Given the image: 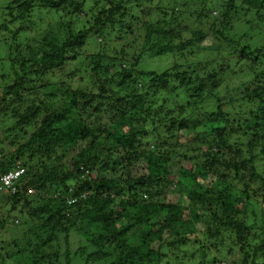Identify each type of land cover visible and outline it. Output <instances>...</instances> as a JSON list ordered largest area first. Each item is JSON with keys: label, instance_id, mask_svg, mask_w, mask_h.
Returning <instances> with one entry per match:
<instances>
[{"label": "trees", "instance_id": "1", "mask_svg": "<svg viewBox=\"0 0 264 264\" xmlns=\"http://www.w3.org/2000/svg\"><path fill=\"white\" fill-rule=\"evenodd\" d=\"M154 1L0 3V35L6 37V31L11 34L8 40L17 42L15 52H8L10 44L0 41V66L7 67L0 74V115L6 118L0 125L14 121L25 131L15 150L0 152V210L9 207L11 219L21 208L25 220L27 216L35 224L23 240L7 242L3 230L16 224L7 227L8 220L0 219V264H215L237 248L241 264H258L260 253L264 254V169L260 170L264 167V44L252 52L243 50V55L254 57L252 73L259 83L247 98H240V109L234 107L233 115L227 112L230 102L211 95L205 99L203 80L186 81L191 73L166 68L160 74L141 68L149 55L185 54L206 39L201 29L185 38L187 28L175 29L179 16L174 5L170 13L151 7ZM236 1H227L223 26L229 27L238 8H245L257 17L248 23L261 27L264 0H241L240 7ZM40 11L64 17L59 19V30L38 42L28 40L21 48L25 41H19L10 27L29 24ZM210 16L211 11L204 9L198 17ZM139 22L144 43L133 56L117 50L123 61L117 62L100 49L90 58L95 76L101 79L109 74V81L115 83L106 89L110 93L104 100L122 99L121 91L137 87L145 93L140 98L132 103L124 99L117 104H81L80 91H72L67 84L61 85L60 92L40 98L36 90L50 92V85L33 83L43 82L41 75L64 69L67 59L79 58L90 37L101 45L107 32L118 27V34L130 33ZM212 30L224 37L214 26ZM158 36L165 42L155 45ZM216 64L213 59L205 66ZM153 95L162 98L157 116L151 112ZM55 99L66 100L55 105ZM200 101L213 102V112L202 111ZM258 101L259 106H254ZM193 108L209 119L206 132L191 114ZM143 113L149 123L146 127L138 126ZM160 123L166 124L165 131H159ZM143 165L146 172L137 175ZM12 172L21 174L5 186L3 178ZM209 176L213 180L207 186ZM173 192L176 200H171ZM70 199L75 204L69 205ZM74 237L80 238L76 250L71 249ZM227 239L233 241L228 246ZM61 244L66 246L63 252ZM199 247L204 249L203 263L191 251L198 252Z\"/></svg>", "mask_w": 264, "mask_h": 264}, {"label": "rangeland", "instance_id": "2", "mask_svg": "<svg viewBox=\"0 0 264 264\" xmlns=\"http://www.w3.org/2000/svg\"><path fill=\"white\" fill-rule=\"evenodd\" d=\"M3 1L5 0H0V3H2ZM227 1L228 0H163L161 2H158V0L154 1V5H150L151 7L157 8L159 6L161 7L159 9L166 10L170 13H172L171 6L174 5L173 8H175V15L179 16V24L175 26V29L179 30L180 28H187L188 31L183 33V36L185 38H190V33L192 31L201 29L204 31L206 39L203 43L198 44L195 48L186 52L185 54H179L175 52L173 54L170 53L167 55H160L162 53H158V56L149 55L144 59L141 68L143 70H154L160 74L165 72L164 70L166 68L177 69L180 74L184 72L191 73V75L186 78V81L192 78L194 80L193 83L197 84L200 80H203V82L205 83V91L207 93L205 99L207 100V97L211 95L212 97L216 98V100L220 99L225 103L230 102L227 103L229 105V109H227V112H231L234 115L235 113L231 110L234 107L240 109V98H247L249 94L253 93L256 90L257 84L259 83V81L254 78V74L252 73V64H254V57L246 54L243 55V50L245 48H248L252 52L260 48L264 44V22L259 23L261 27L256 26V23L254 22L248 23L249 19H257V17L253 15V12L249 13L245 8H238L239 13H237L236 15L234 14L232 16L231 21L229 23V27L225 28L223 26V17L221 15L222 12H224L225 5H227ZM183 2H187L188 4L184 6L182 5ZM142 3L144 4V2ZM236 5L240 7L241 0H237ZM204 9L207 12L210 10L212 16L208 18L198 17L199 15L201 16ZM138 15L140 14L138 13ZM169 15L172 16L171 14ZM55 16L56 14L51 15L47 11H40L38 14H33V17L30 19L31 22L29 24H26L30 27V30L27 29L26 25L20 27V24L11 26L10 30L17 33V39L19 41H25L24 44L22 42V44L20 45V47L22 46L21 48H25L26 42L28 40H35L36 42H38L42 40L47 33L59 30V19L64 17L58 18L56 16V18H54ZM53 18L54 20H52ZM213 26L217 30L222 31L224 33V37L214 32L212 30ZM78 28L82 30L83 25L79 24ZM117 29L118 27L112 32H107L105 41H103V39H99V41H103L101 45L98 42L94 44L93 38L90 37V39L87 40V46H85L79 51V58L76 57L75 59H67L64 69L55 72H50L48 75L45 76L41 75L43 82H38L36 84L33 83V85L38 86L40 83H48L50 85V92L38 88L36 91L38 92L40 98L46 99L47 97L44 96L45 93H57V91L60 92V90L62 89V84L69 85L72 91H80L81 95H79V102H81V104L87 101H91L97 106L99 103H103L104 101H111L113 104H117L124 99H128L130 103H132L135 101V98H140L144 92L143 90H141L142 88L140 89V87H137L133 88V90L130 92L125 90L121 91L120 96H122V99H116L118 97L114 98L115 96H111L114 99L110 100L107 98L104 100V96H109L110 93V89H106H108L115 83L109 81V74L104 75L101 79L95 76L94 65L92 64L90 57L96 52H98L100 49L107 51V54L109 53V55H112V58L114 60L120 62L122 61V56H119V54L116 52L117 50H126L128 57L130 58L131 56H133V54H135L134 52L139 46H141V48L143 46L144 29L142 27V22H139L134 25V28L130 33L123 32L121 34H118ZM3 35H6V37H2L0 35V41L1 39H5L10 44V47L8 46V52H15L17 42L14 43V41L8 40L9 36H11L10 33L4 31ZM36 42L34 43V45L38 44ZM153 42L155 45H157L162 42H165V40L158 36ZM38 49L39 48L37 46H34V50ZM136 52H138V50ZM1 56L2 53L0 52V57ZM213 59L217 62V64L210 65L209 68H207L205 66V63L208 61H212ZM1 63L2 62L0 60V65ZM101 66L103 67L104 64L101 63ZM192 66L195 67L189 68ZM5 71H7V67H5V65L0 66V74L3 75ZM259 71L260 63H258L256 67V72ZM33 75H35V73ZM177 82L181 83L180 78L178 77ZM101 85L106 86L104 91H101ZM55 88H57L58 90H55ZM2 89L3 88H0V90ZM228 93L230 97L226 99ZM83 95H91L92 98L85 99ZM82 97L83 100H81ZM31 98L32 97L30 96L29 101L24 105V107L29 105ZM56 98L59 99L61 97L58 96ZM66 99L61 101H56L55 99L54 102L52 101V103H54L55 105L63 104L61 102L65 101ZM161 100V97H154V95L151 99V102L153 104L151 112L154 113L156 116L158 115V113L156 114V111L159 107V104L161 103ZM248 102L250 101H246V103ZM259 102L261 101H258L254 106L258 107ZM199 103L204 102L200 101ZM249 108L251 107L248 104L246 106V109L249 110ZM201 109L202 111L206 109L207 112H213V109H215V104H213V102L204 103L202 104ZM191 114L194 115L196 121H199L200 128H202L203 131L206 132L209 128V119L203 117L204 112L201 113L199 109L193 108ZM176 116H178L177 113ZM145 118L146 113H143L141 118L142 120L138 121V126L146 127L149 124L143 120ZM5 119V116H2L1 113L0 122H3ZM145 120H147V118ZM158 128L160 132L163 130L165 131L166 124L160 123V126ZM24 132L25 131L23 129H20L19 125H17L14 121H12L11 124H1L0 152L3 151L4 155L12 150H15L17 148L15 142L19 140L20 136L23 135L24 137ZM152 132L153 130L151 131V133ZM23 137L21 138L22 142L24 141ZM178 149L182 151V147ZM180 165L185 167V164ZM144 167H146V165L138 167L136 170V174L140 175L146 172L145 169H143ZM263 169L264 167L260 168V170ZM212 180V177L209 176L205 184L208 186L209 184H211ZM176 198L177 196L173 192L171 195V200H176ZM8 210L9 207H5L0 210V219L8 220L7 227L11 226L12 224L16 225L13 226V229L9 228V231H7L6 229L3 230V240L7 242H13L14 240H23V234L35 224H33L27 216L25 220V218L21 215V208L14 211V213L12 212L13 214L11 213V219L7 217ZM25 211H27V209H25ZM200 229L203 230V227L201 226ZM82 231L83 234L85 230L83 229ZM256 233L261 234V232L259 231H256ZM79 240V237L73 238V243L71 245L72 250L77 249L78 244L80 243ZM232 242L233 241L227 239L226 245L228 246ZM61 247L63 252L64 249H66V246L61 244ZM232 247L236 248L233 244ZM177 251L181 253V255L183 254L178 249ZM191 251L195 252L194 254L198 256L199 262L203 263V247H199L198 252L194 251L193 249ZM211 254L212 256L216 255L214 250H212ZM189 256H191V254H189ZM241 256L242 253L237 248L234 254L227 256L225 260L221 262L218 261V263L215 264H241V262H239ZM259 256L260 258L257 261L258 264H264V254L262 255V253H260ZM211 257H208V259H211ZM194 264L197 263L194 262Z\"/></svg>", "mask_w": 264, "mask_h": 264}, {"label": "built area", "instance_id": "3", "mask_svg": "<svg viewBox=\"0 0 264 264\" xmlns=\"http://www.w3.org/2000/svg\"><path fill=\"white\" fill-rule=\"evenodd\" d=\"M20 172H12L8 174L6 177L3 178L4 185H11V183L20 175ZM76 200L70 199L69 204L73 205L75 204Z\"/></svg>", "mask_w": 264, "mask_h": 264}, {"label": "clouds", "instance_id": "4", "mask_svg": "<svg viewBox=\"0 0 264 264\" xmlns=\"http://www.w3.org/2000/svg\"><path fill=\"white\" fill-rule=\"evenodd\" d=\"M69 204V203H68ZM69 205H71V204H69Z\"/></svg>", "mask_w": 264, "mask_h": 264}]
</instances>
